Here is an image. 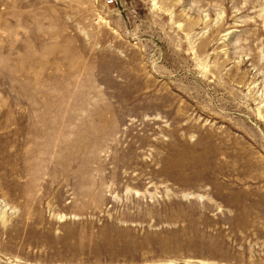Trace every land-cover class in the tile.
<instances>
[{
    "label": "rangeland",
    "instance_id": "obj_1",
    "mask_svg": "<svg viewBox=\"0 0 264 264\" xmlns=\"http://www.w3.org/2000/svg\"><path fill=\"white\" fill-rule=\"evenodd\" d=\"M0 0V264H264V0Z\"/></svg>",
    "mask_w": 264,
    "mask_h": 264
},
{
    "label": "built area",
    "instance_id": "obj_2",
    "mask_svg": "<svg viewBox=\"0 0 264 264\" xmlns=\"http://www.w3.org/2000/svg\"><path fill=\"white\" fill-rule=\"evenodd\" d=\"M112 3H113V0H109V1H108V4H112Z\"/></svg>",
    "mask_w": 264,
    "mask_h": 264
}]
</instances>
